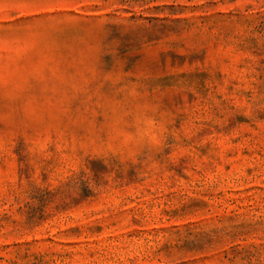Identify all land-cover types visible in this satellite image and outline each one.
<instances>
[{"label": "rangeland", "instance_id": "1", "mask_svg": "<svg viewBox=\"0 0 264 264\" xmlns=\"http://www.w3.org/2000/svg\"><path fill=\"white\" fill-rule=\"evenodd\" d=\"M0 264H264V0H0Z\"/></svg>", "mask_w": 264, "mask_h": 264}]
</instances>
